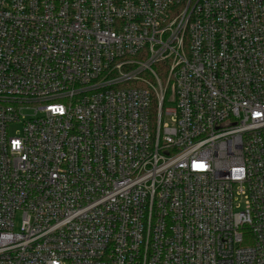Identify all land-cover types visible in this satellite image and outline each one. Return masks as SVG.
<instances>
[{"label": "built area", "instance_id": "obj_1", "mask_svg": "<svg viewBox=\"0 0 264 264\" xmlns=\"http://www.w3.org/2000/svg\"><path fill=\"white\" fill-rule=\"evenodd\" d=\"M0 264H264V0H0Z\"/></svg>", "mask_w": 264, "mask_h": 264}, {"label": "rangeland", "instance_id": "obj_2", "mask_svg": "<svg viewBox=\"0 0 264 264\" xmlns=\"http://www.w3.org/2000/svg\"><path fill=\"white\" fill-rule=\"evenodd\" d=\"M18 127L17 126H12L11 131L14 132ZM20 220V217H18V221Z\"/></svg>", "mask_w": 264, "mask_h": 264}]
</instances>
